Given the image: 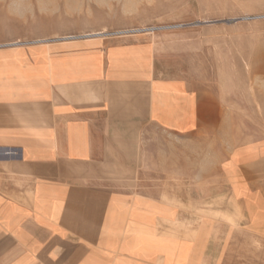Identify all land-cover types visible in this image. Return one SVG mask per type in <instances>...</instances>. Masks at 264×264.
<instances>
[{
	"label": "crops",
	"instance_id": "obj_1",
	"mask_svg": "<svg viewBox=\"0 0 264 264\" xmlns=\"http://www.w3.org/2000/svg\"><path fill=\"white\" fill-rule=\"evenodd\" d=\"M32 22L0 38V264H264V137L230 141L202 198L133 186L160 158L142 151L148 128L229 121L157 41Z\"/></svg>",
	"mask_w": 264,
	"mask_h": 264
},
{
	"label": "rangeland",
	"instance_id": "obj_2",
	"mask_svg": "<svg viewBox=\"0 0 264 264\" xmlns=\"http://www.w3.org/2000/svg\"><path fill=\"white\" fill-rule=\"evenodd\" d=\"M46 13L68 39L157 41L165 68L229 121L223 133L185 137L148 128L142 151L160 158L141 161L133 186L158 181L165 197L187 198L192 184L202 198L230 141L264 137V0H0V38Z\"/></svg>",
	"mask_w": 264,
	"mask_h": 264
}]
</instances>
